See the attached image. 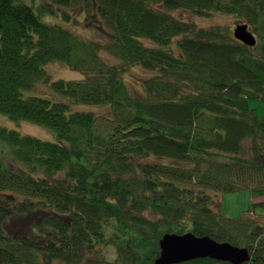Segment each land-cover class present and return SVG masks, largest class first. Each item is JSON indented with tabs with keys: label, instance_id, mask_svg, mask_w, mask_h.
I'll use <instances>...</instances> for the list:
<instances>
[{
	"label": "trees",
	"instance_id": "trees-1",
	"mask_svg": "<svg viewBox=\"0 0 264 264\" xmlns=\"http://www.w3.org/2000/svg\"><path fill=\"white\" fill-rule=\"evenodd\" d=\"M69 9L100 38L77 37ZM177 9L238 17L257 44ZM50 62L81 76L52 79ZM136 67L148 74L131 91ZM255 98L264 103V0H0V114L55 133L0 127V264H153L165 233L187 232L264 264V222L219 207L224 193L264 194ZM105 104L113 118L78 108Z\"/></svg>",
	"mask_w": 264,
	"mask_h": 264
},
{
	"label": "rangeland",
	"instance_id": "rangeland-1",
	"mask_svg": "<svg viewBox=\"0 0 264 264\" xmlns=\"http://www.w3.org/2000/svg\"><path fill=\"white\" fill-rule=\"evenodd\" d=\"M81 12V11H80ZM68 13L72 16L75 15V19L67 22V27L80 39L82 40H97L100 38L98 28L101 26L91 20V16L85 13H77V11L70 10ZM173 15L182 21L195 22L198 27L201 28H211L216 27L221 32L233 37V29L235 24L238 22H243L238 17L232 15L216 13L211 17H203L194 15L188 11L177 9L173 11ZM62 22V19L59 20ZM248 23V22H247ZM256 35V34H255ZM234 38V37H233ZM102 39V37H101ZM145 43L152 44L151 42L145 40ZM172 47L177 53V48L175 45V40ZM46 70L51 75L52 79H65L72 80L77 79L81 76L80 72L73 71L69 69L66 65L61 62H50L45 66ZM130 74L126 75V79L129 81L128 86L131 91H136L140 89L137 84L141 75H147L148 73L139 68H133ZM40 86L38 85V88ZM38 88L35 89L38 92ZM249 107L257 112L259 117H264V103L258 99H251L249 101ZM78 108L84 110H92L100 118H113L112 108L109 105H83ZM0 127L7 129H15L21 133L29 134L38 137L43 140L54 141L55 133L49 127L33 123L27 120L14 121L7 117L6 115L0 114ZM264 202V194L254 195L250 190H241L233 193H224L220 196V212L227 217H255L250 215V213H256L255 219L264 222V213L262 207L257 205ZM249 214V215H248ZM109 253L107 255L112 256L113 250L110 248L107 250Z\"/></svg>",
	"mask_w": 264,
	"mask_h": 264
},
{
	"label": "water",
	"instance_id": "water-1",
	"mask_svg": "<svg viewBox=\"0 0 264 264\" xmlns=\"http://www.w3.org/2000/svg\"><path fill=\"white\" fill-rule=\"evenodd\" d=\"M233 37L250 47L257 44V38L246 22L235 24ZM159 250V256L153 264H177L204 257L231 264H242L250 260L246 247L218 242L209 236H197L192 232L165 233L159 240Z\"/></svg>",
	"mask_w": 264,
	"mask_h": 264
}]
</instances>
